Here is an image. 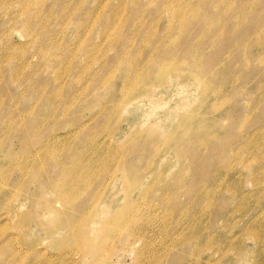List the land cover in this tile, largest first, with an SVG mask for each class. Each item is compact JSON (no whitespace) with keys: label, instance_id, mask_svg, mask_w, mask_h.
Segmentation results:
<instances>
[{"label":"rangeland","instance_id":"rangeland-1","mask_svg":"<svg viewBox=\"0 0 264 264\" xmlns=\"http://www.w3.org/2000/svg\"><path fill=\"white\" fill-rule=\"evenodd\" d=\"M76 163L163 215L114 264H264V0H0V264H68Z\"/></svg>","mask_w":264,"mask_h":264},{"label":"bare ground","instance_id":"bare-ground-1","mask_svg":"<svg viewBox=\"0 0 264 264\" xmlns=\"http://www.w3.org/2000/svg\"><path fill=\"white\" fill-rule=\"evenodd\" d=\"M165 62L166 63L164 64H167L168 61ZM170 65L171 64L164 65L160 70L165 75H168L170 71L172 72V65ZM168 78L170 79L171 77ZM169 84H172L171 80L169 81ZM130 95L131 94L129 93L124 97L125 104L123 107H125L124 111L127 115H130V113L136 115L139 110H145L144 116L142 118V120L145 121L151 119L152 116H155L159 113L158 112L156 114L154 112L155 107L159 109L161 107L160 105L157 106L158 104L154 102L153 97H148L146 95L138 96L136 98L138 103L131 105L132 102L126 104L129 101L128 98ZM170 120H165L163 118V120L158 121V123L160 126H162L167 124ZM38 154L39 153L35 155L34 153L35 158L36 156L37 158L38 156L40 157V154ZM115 165L110 167L107 165V168H104V171L106 172H110L112 168H114V170L112 173H110V177L108 176L106 180L102 181L100 186L97 188L98 190L96 191L95 189L91 190V185L98 176L94 172L93 167L84 168V166L80 167L77 165V163L72 168L69 167L70 169L68 167L66 168L65 166V169H63L62 174H60L61 176L58 177L55 186L51 187L53 190L50 189L53 191L54 195L53 202L51 200V203L54 204L55 202L58 205L63 204L67 206L66 209L69 212H64L61 210L57 211L56 207L53 208V205L51 204L52 209H50V206H48L46 209L49 208V210L46 211L50 213H56L57 211L60 219L57 218L58 220L52 221L51 224L46 223L45 225L47 226L43 227H41V224L45 222L37 223L36 221V225L44 232L42 233L44 238L41 239V241L45 240L43 242H48L53 237L59 235L60 232H64V242H66V246L63 247L66 248L65 252L68 253L66 254V257H68L66 258V263L68 264H78V262H81L82 264H114V260L120 263L122 261V257L125 254H128L129 251H138L140 243L143 241L142 236H145V234L150 230V226L153 225L155 221H161L163 218V215L156 213L153 208L143 207L137 202L133 195H126L123 190H120L122 188H120L119 183L116 182L117 168L114 167ZM81 193H90V196L87 202H84V207L76 210L77 206L79 205L78 202L80 200ZM167 200L168 197L165 198V201ZM49 201L46 204H50ZM79 212L81 214H78ZM55 216H57V214H55ZM25 227H27V225ZM19 232L24 234L25 231H23L22 228L19 230ZM39 243L42 242L39 241ZM142 256L143 254L139 255L140 260L143 259ZM137 264H143V262L139 261Z\"/></svg>","mask_w":264,"mask_h":264}]
</instances>
